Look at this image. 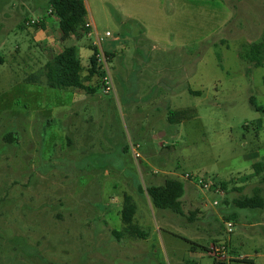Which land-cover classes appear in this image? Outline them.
Returning <instances> with one entry per match:
<instances>
[{"label": "rangeland", "instance_id": "obj_1", "mask_svg": "<svg viewBox=\"0 0 264 264\" xmlns=\"http://www.w3.org/2000/svg\"><path fill=\"white\" fill-rule=\"evenodd\" d=\"M47 1L0 0V264H264V206L233 204L264 200V49L241 58L264 44V0H82L111 34L110 94L87 76L94 38L60 41ZM70 46L95 93L45 85ZM185 173L225 183L219 204ZM168 178L184 183L182 215L146 195Z\"/></svg>", "mask_w": 264, "mask_h": 264}, {"label": "trees", "instance_id": "obj_2", "mask_svg": "<svg viewBox=\"0 0 264 264\" xmlns=\"http://www.w3.org/2000/svg\"><path fill=\"white\" fill-rule=\"evenodd\" d=\"M47 6L52 9V14L57 19V35L60 41L64 42L68 40L70 36L78 37L82 34L87 16V11L82 0H48ZM263 49L264 44L262 42L251 44L250 47L245 48V52L241 54V58L249 61L250 54L253 52L257 54L260 52L261 54ZM106 55L109 57V54ZM42 69L45 85L51 89H71L87 94L95 93L94 88L85 86L84 84L82 75L83 68L74 46L64 47L59 53L48 60ZM93 75H99L100 77L103 75L102 67L97 63L94 55L91 56L87 68V76L91 77ZM27 82L30 84H39V77L31 75L27 79ZM250 104L256 112L261 110L260 107L255 105L253 100H250ZM258 123L261 124V122ZM259 166L261 169V164L253 165L256 171ZM138 189L142 191L139 184ZM222 189H226L225 183H222ZM145 192L154 209L170 210L179 215L183 214L180 199L185 193V188L182 181L168 178L165 179L161 185L146 187ZM258 193V190H256L251 197H240L234 200L233 204L238 209H262L264 200L261 196H258ZM223 203H226L225 200H223ZM133 214L134 208L126 203L121 213L122 220L133 229V233L142 236L143 234L138 232L136 228L131 225ZM234 218L235 217L231 215L230 219L234 220Z\"/></svg>", "mask_w": 264, "mask_h": 264}, {"label": "built area", "instance_id": "obj_3", "mask_svg": "<svg viewBox=\"0 0 264 264\" xmlns=\"http://www.w3.org/2000/svg\"><path fill=\"white\" fill-rule=\"evenodd\" d=\"M47 14H52L51 8H48ZM28 23L30 25H36L37 23H39V21L35 18H31ZM82 34L85 35L87 38H94L93 46L95 49L93 55L96 58L97 63L100 64V66L102 67L103 75L101 78L103 92L105 94L114 93V86L107 65L108 56L101 49H99L102 41L111 37L110 32L106 31L104 34H100L99 32H97L92 20H90L85 21ZM180 177L183 181L189 182L202 193L214 196L215 199L211 203L212 206H217L220 200H222L225 195L221 185L211 181L208 177L204 175L185 173ZM226 226L228 233H230L231 224L226 223ZM213 252H218V249H213Z\"/></svg>", "mask_w": 264, "mask_h": 264}, {"label": "crops", "instance_id": "obj_4", "mask_svg": "<svg viewBox=\"0 0 264 264\" xmlns=\"http://www.w3.org/2000/svg\"><path fill=\"white\" fill-rule=\"evenodd\" d=\"M84 6H85V4H84ZM86 8V7H85ZM48 10V9H47ZM47 10H44V12H43V14L41 15V18H43L44 20L43 21H45L46 23H47V25H48V23H50L52 20L50 19V17L48 16V14H47ZM87 11V10H86ZM53 19H56V18H53ZM56 27H57V19H56ZM48 26L46 27V29H44L43 28V30H37L36 31V33L34 34V40H45L46 38L48 39V36H49V34H48ZM65 42V41H64ZM76 48V47H75ZM76 51H77V55H78V50H77V48H76ZM114 53V52H113ZM78 57H79V55H78ZM81 62V61H80ZM81 66H82V63H81ZM83 67V66H82ZM32 85H37V84H32ZM262 130H264L263 128H262ZM263 143H264V138H263ZM256 154V153H255ZM262 160H260V161H263L264 160V156L261 158ZM260 161H258V162H256V163H254V164H258V165H260L261 164V162ZM253 164V165H254ZM253 165H252V167H253ZM264 167H261V169H263ZM253 169H254V175H259L260 174V172L262 171L261 169H260V166H259V168H258V170L256 171V169L253 167ZM204 176H206V175H204ZM206 177H208V176H206ZM210 180H211V178L210 177H208ZM212 181V180H211ZM217 184H219V185H221V187H222V182H219V183H217ZM184 188H185V186H184ZM223 190H226V189H223ZM256 190H258V196L260 197V189L259 188H257ZM256 190H254V192L256 191ZM254 194V193H253ZM253 196V195H252ZM242 197H251V196H242ZM263 199V198H262ZM263 209V208H262ZM258 210H261V209H258Z\"/></svg>", "mask_w": 264, "mask_h": 264}]
</instances>
